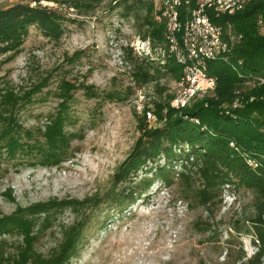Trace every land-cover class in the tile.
I'll return each instance as SVG.
<instances>
[{
    "label": "rangeland",
    "instance_id": "rangeland-1",
    "mask_svg": "<svg viewBox=\"0 0 264 264\" xmlns=\"http://www.w3.org/2000/svg\"><path fill=\"white\" fill-rule=\"evenodd\" d=\"M62 1L0 0V9L37 3L63 18L59 39L30 28L20 50L6 62L0 58L2 118L22 99L14 117L36 138L67 99L65 132L72 135L64 159L54 165L12 161L0 150V218L42 206L49 212L33 216L28 245L17 229L0 235V264H48L72 237L75 248L62 264H226L240 246L245 259L252 256L250 238L233 228L251 214V196L243 190L226 189L211 212L178 182L165 187L158 179L133 202L111 201L120 188L113 183L117 168L142 129L156 125L155 114L147 118L153 102L173 95L182 74H137V58L165 63V24L153 0L128 17L111 8L112 0H81L77 7ZM145 19L163 23L162 41L152 45L138 37ZM113 93L118 96L106 97ZM5 123L0 120V133Z\"/></svg>",
    "mask_w": 264,
    "mask_h": 264
},
{
    "label": "trees",
    "instance_id": "trees-1",
    "mask_svg": "<svg viewBox=\"0 0 264 264\" xmlns=\"http://www.w3.org/2000/svg\"><path fill=\"white\" fill-rule=\"evenodd\" d=\"M62 2L77 7L82 1ZM149 3L150 0H112L111 8L119 9L120 16L128 17L136 9L148 5L150 8ZM193 3L192 0L188 9L194 7ZM207 15L224 32L229 25L236 38L223 57L207 62L208 74L216 79L214 90L196 97L181 109L170 106L172 95L153 102L156 125L142 129L131 152L117 168L113 183L120 188L111 201L117 205L133 202L154 179L165 187L178 182L188 198L206 212H211L220 202L226 189L248 192L251 214L237 221L233 228L236 234L250 238L255 252L245 259L240 246L239 254L226 264H264V0H248L232 15L216 16L212 10ZM62 22L60 14L37 3L34 6L16 3L0 9V58H5L1 62L8 61L20 50L30 28L48 39H59L63 34ZM162 31L163 23L145 19L138 26L137 35L153 45L155 41H162ZM165 52V63L155 66L137 58V74L150 70L168 72L179 79L182 67L168 55L166 48ZM116 96L113 93L106 97ZM4 99L1 97L0 108ZM17 100L4 118L0 114V120L7 122L0 133V150L12 161L19 157L33 159L36 165L60 163L72 137L65 132L70 123L68 100L62 101L61 112L48 119L45 130L36 138L18 126L14 109L22 99ZM139 174L143 177L135 182ZM148 174L150 179L146 177ZM48 213L42 206L0 218V235L17 229L22 231L23 244L28 245L33 239V216ZM75 242L72 237L68 249L48 264H62L71 256Z\"/></svg>",
    "mask_w": 264,
    "mask_h": 264
},
{
    "label": "bare ground",
    "instance_id": "bare-ground-1",
    "mask_svg": "<svg viewBox=\"0 0 264 264\" xmlns=\"http://www.w3.org/2000/svg\"><path fill=\"white\" fill-rule=\"evenodd\" d=\"M153 1L158 6L160 13L161 1ZM247 1L228 0L225 4V0H212V2L210 0H193L194 7L189 10L188 6L192 0H166L167 12H161L159 19H162L165 24V42L168 54L173 56L182 67V78L170 100L172 108H184L196 97H203L214 90L216 79L208 74L207 62L223 57L236 42L228 25L225 32L222 28L223 39H220L219 52L209 50L207 37L220 38V31L210 21L207 11L212 10L216 16L231 15L240 11ZM195 78L199 81H208L209 84L195 86V90L190 92V102L180 101L181 98L189 97L188 88L195 84ZM147 118L154 119V114L147 113Z\"/></svg>",
    "mask_w": 264,
    "mask_h": 264
},
{
    "label": "built area",
    "instance_id": "built-area-1",
    "mask_svg": "<svg viewBox=\"0 0 264 264\" xmlns=\"http://www.w3.org/2000/svg\"><path fill=\"white\" fill-rule=\"evenodd\" d=\"M160 1H161V10H160L159 15H161V12H167V7H168L166 0H160ZM227 1L228 0H225V4ZM210 2H212V0H210ZM217 27H218V31H220V38L207 37V39H208V43H209V50L219 52V43H220V39H223V34H222V27L221 26H217ZM168 32H169V28H168ZM208 84H209L208 81H199L198 79L195 78V84L189 86V88H188L189 89V97L181 98L180 101L190 102L191 90H195V86L208 85ZM150 117H151V115H150Z\"/></svg>",
    "mask_w": 264,
    "mask_h": 264
}]
</instances>
